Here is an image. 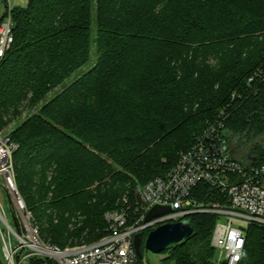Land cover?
<instances>
[{"label": "trees", "instance_id": "trees-1", "mask_svg": "<svg viewBox=\"0 0 264 264\" xmlns=\"http://www.w3.org/2000/svg\"><path fill=\"white\" fill-rule=\"evenodd\" d=\"M8 7L2 0L0 23L9 13L13 42L0 57V129L17 118L8 133L18 144L15 180L44 243L101 237L104 212L164 175L215 118L240 157L262 154L264 89L247 79L264 59V0ZM193 195L206 202L216 193L201 182ZM215 219L190 215L192 234L162 251L164 264H214ZM238 264H264V227L247 226Z\"/></svg>", "mask_w": 264, "mask_h": 264}, {"label": "built area", "instance_id": "built-area-1", "mask_svg": "<svg viewBox=\"0 0 264 264\" xmlns=\"http://www.w3.org/2000/svg\"><path fill=\"white\" fill-rule=\"evenodd\" d=\"M8 4L9 11V0ZM12 24L8 13L0 23V57L13 42ZM247 82L255 90L264 89V59ZM17 147L0 129V190L8 197L12 218L0 199V249L5 264H23L32 256L41 257L42 264H148L136 254L134 236L163 223L187 221L184 218L194 213L216 216L210 237L214 264H238L247 226L264 227V144L261 155L249 152L240 157L224 133L222 118L208 123L164 175L137 186L135 200L124 196L118 209L105 212V234L62 248L40 240L38 226L18 191L13 163ZM201 182L215 190L214 201L194 198L193 191ZM154 206H167L170 211L145 220Z\"/></svg>", "mask_w": 264, "mask_h": 264}, {"label": "water", "instance_id": "water-1", "mask_svg": "<svg viewBox=\"0 0 264 264\" xmlns=\"http://www.w3.org/2000/svg\"><path fill=\"white\" fill-rule=\"evenodd\" d=\"M170 211L167 206H154L146 214L145 220H150L153 217L163 215ZM193 232L192 226L188 221H175L160 224L150 230L144 240V245L147 249L154 253H160L170 245L181 243L188 239ZM141 234L134 236V248L136 254L141 256Z\"/></svg>", "mask_w": 264, "mask_h": 264}, {"label": "rangeland", "instance_id": "rangeland-1", "mask_svg": "<svg viewBox=\"0 0 264 264\" xmlns=\"http://www.w3.org/2000/svg\"><path fill=\"white\" fill-rule=\"evenodd\" d=\"M10 2V5L13 6V5H24L27 0H9ZM2 5V4H1ZM2 10V7L0 6V11ZM93 62L92 61H89L87 64H85L84 66H82L80 69H78L74 75V76H78L80 75L81 73H83L84 71H86L92 64ZM26 115V110L25 109H22V114L21 116H25ZM19 119H22V118H19ZM216 119V118H215ZM215 119L211 122H214ZM17 118L13 121H11L9 123V125L7 126V128L3 127L1 130H3L4 132H6L7 134L9 133V131L12 129V127L15 125V122H16ZM208 125V124H207ZM206 125V126H207ZM205 126V127H206ZM11 128V129H10ZM50 178V177H48ZM143 184V183H142ZM140 184H138L137 186H140ZM136 186V187H137ZM135 187V188H136ZM135 188H134V194H135ZM133 195V194H132ZM125 196V194H123L120 199L117 201V203H120V200L121 198H123ZM127 196V195H126ZM129 197V196H128ZM195 199H197L198 201L200 202H203L201 200H199L197 197L194 196ZM0 199L3 201V204L6 208V211H7V214H8V218L12 221V218L10 216V212H9V200H8V197L5 193V191L3 190H0ZM132 201L135 200V195L132 197L131 199ZM206 202H210V200L206 201ZM118 207H116L115 209H118ZM115 209H111V210H115ZM110 211V210H108ZM107 212V211H106ZM105 213V212H104ZM187 220V218H184V220ZM219 221H224L223 218L219 219ZM71 227H73L72 225H70ZM85 242H88L85 240L84 237H80L79 239H74V240H69L68 243L65 245V246H76V245H80L82 243H85ZM141 255H142V258L148 263V264H164L163 262V259L165 257L168 256V253H163V252H160V253H154L152 251H150L149 249H147L144 245V242L142 241L141 242ZM23 264H26V263H23Z\"/></svg>", "mask_w": 264, "mask_h": 264}, {"label": "flooded vegetation", "instance_id": "flooded-vegetation-1", "mask_svg": "<svg viewBox=\"0 0 264 264\" xmlns=\"http://www.w3.org/2000/svg\"><path fill=\"white\" fill-rule=\"evenodd\" d=\"M142 242V241H141Z\"/></svg>", "mask_w": 264, "mask_h": 264}]
</instances>
